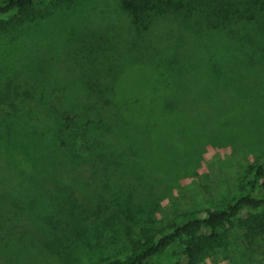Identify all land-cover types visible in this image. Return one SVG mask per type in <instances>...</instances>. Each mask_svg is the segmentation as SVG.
<instances>
[{"label": "rangeland", "instance_id": "374dc122", "mask_svg": "<svg viewBox=\"0 0 264 264\" xmlns=\"http://www.w3.org/2000/svg\"><path fill=\"white\" fill-rule=\"evenodd\" d=\"M56 2L37 0L47 17L0 30V264H101L249 192L250 166L264 168V66L255 75L236 63L249 48L229 34L253 29L218 13L213 28L158 19L145 30L120 0ZM57 113L75 123L67 139L54 134ZM43 149L59 152L56 169L36 158ZM257 185L251 197L264 178ZM255 233L237 225L198 264H264ZM180 251L145 264H172Z\"/></svg>", "mask_w": 264, "mask_h": 264}, {"label": "trees", "instance_id": "16d2710c", "mask_svg": "<svg viewBox=\"0 0 264 264\" xmlns=\"http://www.w3.org/2000/svg\"><path fill=\"white\" fill-rule=\"evenodd\" d=\"M37 0H0V30L21 26L27 22H30L36 18L47 17L50 12H35L33 5ZM57 0L54 7H57L63 3H72L77 0ZM214 1L213 5L212 2ZM59 2V3H58ZM122 7L130 14L133 22L141 29H149L158 19H164L165 21L175 23L178 28L187 29L188 23L192 20L197 28H211L216 27L212 25L213 22L211 15H217L218 13L228 14L222 16V21L230 18L233 22L242 21L243 25L253 31L257 30L259 34L264 33V0H120ZM219 19V18H218ZM159 21V20H158ZM233 31V30H232ZM248 32L246 29L243 35L235 32H231V37L237 39L240 43L245 42L249 48L247 57L245 54L235 56L236 63L241 61L244 63L246 60L247 72L257 75L259 67L264 66V57H260L259 51L264 52V48L258 49V46L254 39V33ZM238 35V38L233 35ZM165 39V38H164ZM175 55L171 54L172 61H176ZM238 58V59H237ZM174 59V60H173ZM239 63V62H238ZM172 65V63L170 62ZM238 68V67H237ZM133 66L127 68L128 78L136 80L133 76ZM136 72V71H135ZM134 90L139 94V90H143L141 84H133L129 81ZM184 94L187 92L181 89ZM145 97L144 101L148 103H154V97L147 94V92L141 94ZM191 95V94H190ZM193 99V98H191ZM197 103H189L188 105L198 106ZM46 108V106H45ZM43 109V107H42ZM133 115L135 113V107L133 106ZM198 111L196 112V114ZM57 121L62 124L61 128L57 129L55 135H63L67 139L68 136L65 133L68 131L70 134L73 130L70 129L74 124L72 119L63 116L61 113H57ZM195 114V115H196ZM31 117L34 116L33 112H30ZM126 120L133 126L137 125V120L131 117L129 114L126 116ZM65 123V125L63 124ZM90 123V122H89ZM68 125V126H66ZM69 128V129H68ZM18 145L24 146V151L29 152L32 149V144L29 142H21L18 140ZM64 145L66 143L64 142ZM37 151V159L41 162L45 161L49 167L56 169V161L59 152L52 156H47L45 150ZM79 158H86L85 154H80ZM49 163L53 164L50 165ZM80 163L79 161L76 164ZM86 168V165L84 166ZM249 176L246 180L249 192L239 196L233 203L229 204L225 209L219 210H207L198 216L189 218L183 221L180 225H176L170 230L164 231L159 236H146L143 237L137 244L129 249V252L122 257L114 256L101 264H145L153 256L157 255L170 245L178 244L181 247L180 256H183L180 260L172 264H198L200 255L209 248L218 246L224 242L227 231L241 225L246 233L258 232L257 234H264V191L258 197H251L250 193L258 188L257 183L264 178L263 166H250ZM243 209L257 210L256 215H250L246 218H240V212ZM259 210V211H258Z\"/></svg>", "mask_w": 264, "mask_h": 264}]
</instances>
